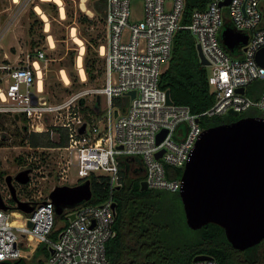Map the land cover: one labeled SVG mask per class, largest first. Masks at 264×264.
<instances>
[{
	"label": "built area",
	"instance_id": "1",
	"mask_svg": "<svg viewBox=\"0 0 264 264\" xmlns=\"http://www.w3.org/2000/svg\"><path fill=\"white\" fill-rule=\"evenodd\" d=\"M129 1L105 2V40L100 53L103 80L98 86L50 102L39 86L41 68L34 64L45 59L42 49L26 54L23 64L0 63V113L24 117L28 132L47 131L57 139L61 128L66 137L62 145H25L29 156L21 160L22 168L30 171L21 185H26L28 191L37 184L41 161L49 150L55 158L53 175L58 184L73 185L91 174L103 175L110 192L99 203L86 201L64 209L56 225L48 193L44 197L32 193L20 198L34 202L33 209L23 213L15 208L4 183L0 188L6 206L0 208V261L27 258L43 243L52 248L47 256L49 264H109L105 244L114 233L115 219L111 192L120 184L122 156L140 161L147 188L177 191L180 175L168 177L165 165L182 168L189 159L204 128L200 118L228 113V109L241 113L255 108L264 116V88L257 96L245 90L251 81L264 80V65L255 59L256 51L264 47V0H228L225 4H220L222 0H207L203 8L192 11L186 27L207 60V82L213 93L211 105L199 113L190 112L187 105L167 102L166 88L158 84L184 0H143V14L137 21L129 17ZM224 24L246 34L245 43L227 49L221 42ZM239 87L242 92L237 90ZM130 90H134L133 97ZM85 93H90L93 101L98 98L97 103L102 105L87 120L79 109V98ZM81 125L84 127L79 131ZM163 129V137L156 142L157 133ZM159 150L161 154L156 156ZM70 213H74L72 219ZM27 219L30 226L26 225ZM30 234L36 239L33 246L28 241ZM190 264L218 262L211 256L192 259Z\"/></svg>",
	"mask_w": 264,
	"mask_h": 264
},
{
	"label": "trees",
	"instance_id": "2",
	"mask_svg": "<svg viewBox=\"0 0 264 264\" xmlns=\"http://www.w3.org/2000/svg\"><path fill=\"white\" fill-rule=\"evenodd\" d=\"M105 2L106 0L91 1L92 10L101 21L104 19ZM206 2L207 0H184L179 26L172 36L170 56L158 82L160 87L169 90L170 99L174 103L187 105L192 113H199L213 102L206 66L200 63L193 35L186 27L192 11L203 8ZM48 5L49 10L55 13L56 4L50 1ZM80 20L91 19L81 13ZM87 41L83 65L87 76L91 78L101 57L96 50L98 41L94 38ZM256 81H259L260 90L264 88V80ZM257 94L256 91H248V95ZM98 105L96 100L88 105L84 104L82 97L79 98V109L84 112L86 120L91 114L98 113ZM242 115L259 114L249 109L236 116L213 115L202 117L200 121L207 127L229 122ZM7 116L6 113H0V143L7 138L4 131ZM9 117L12 122L20 121L13 129L19 143L52 146L66 142L64 130L61 128L58 129L57 139L51 137L47 131L29 132L26 135L25 118ZM17 159L21 160L19 156ZM134 167L143 170L137 158L121 157L120 184L111 192L115 202V219L112 225L114 233L105 244L109 264H190L193 256L199 253L212 256L218 264H264V239L245 249H236L227 241L223 228L215 223L208 222L199 228H190L185 222L178 192L160 188L141 189L139 181L143 178V172L140 171V175L132 177L130 171ZM165 169L168 177L179 176L182 170L181 167L169 165H165ZM87 178L92 192L87 202L99 203L109 196V185L105 176L91 174ZM59 216L61 214H56L55 219ZM40 245L43 255L47 257V247L39 244L37 248Z\"/></svg>",
	"mask_w": 264,
	"mask_h": 264
},
{
	"label": "water",
	"instance_id": "3",
	"mask_svg": "<svg viewBox=\"0 0 264 264\" xmlns=\"http://www.w3.org/2000/svg\"><path fill=\"white\" fill-rule=\"evenodd\" d=\"M227 2L228 0H222L220 4ZM246 38V34L223 25L221 42L227 49L231 50L234 46L245 43ZM195 48L200 63L206 64L207 60L199 45L195 44ZM255 59L264 65V47L256 51ZM237 90L242 92L243 88L239 87ZM128 93L130 97L134 96V90ZM32 97L34 98L33 95ZM166 101L171 102L168 89ZM116 113L117 110L114 109V114ZM228 113L239 114L233 109H228ZM14 116L18 118L16 113ZM83 127L81 125L79 131ZM164 133V129L157 133L156 142ZM160 154L161 150L155 153L156 156ZM29 171L28 167H24L13 175H4L15 208L23 213H29L34 202L20 199L11 180L13 177L21 184L25 183ZM139 185L141 189L147 188L143 179L139 181ZM177 192L185 222L190 228L196 229L208 222L215 223L223 228L227 241L236 249H245L264 239V116L242 115L229 122L204 127L194 143L189 159L182 167ZM91 194L90 181L84 178L73 185H54L48 192V197L58 215L64 209H71L88 201ZM111 206L115 207L114 201ZM0 208H6L1 194ZM68 216L72 219L74 213ZM26 225H31L29 219L26 220ZM47 250L52 252L50 246ZM207 257L211 256L199 253L193 259ZM14 262L1 260L0 264Z\"/></svg>",
	"mask_w": 264,
	"mask_h": 264
},
{
	"label": "rangeland",
	"instance_id": "4",
	"mask_svg": "<svg viewBox=\"0 0 264 264\" xmlns=\"http://www.w3.org/2000/svg\"><path fill=\"white\" fill-rule=\"evenodd\" d=\"M50 1L56 4L55 13L49 10L48 2ZM91 1L61 0L64 10L63 16H61L59 5L53 0H0V63H7L12 66L23 64L26 54L33 55L36 49H42L45 59L40 60L41 89L43 88L42 93L50 102L61 101L73 92L100 85L103 80V56L100 55L101 60L97 64L94 76L89 78L83 69L84 78H81L76 63L80 45L73 40L71 35L73 28L74 33L83 42L81 65L84 68L83 56L87 40L94 38L98 41L96 50L99 54V47L105 40L104 22L92 10ZM35 5L41 7L47 21L34 9ZM129 10L130 19L139 20L144 10L143 0H130ZM222 10L227 14L225 7ZM81 13L89 16L91 20L81 21ZM46 22L47 29H45ZM62 74L68 77L67 82L63 80ZM256 80L246 86L247 94L249 90L259 92L260 84ZM81 97L84 104L90 105L93 101L90 93H85ZM101 106L99 104L97 107L100 108ZM250 110H254L257 114H263L256 108ZM224 114L226 117L232 115L230 113ZM19 124L20 121L12 122L9 115L7 116L4 129L7 138L3 143H0V188L5 183L4 175L16 173L22 168L21 160L23 157L29 156L25 147L27 143H19L17 135L13 133V129ZM28 133L27 131L26 135ZM50 153L49 150L44 153V158L41 161V172L37 175L39 181L35 186L27 191L26 185L15 182L16 194L19 198L32 193L44 197L54 185L58 184L53 175L55 166L53 159L55 158ZM17 156L21 160H18ZM170 193L173 194V192ZM60 219V216L55 219L56 225L60 224ZM40 244L44 245L43 243ZM21 263L49 264L47 257L42 253L41 245L38 248L36 246L29 257L21 258Z\"/></svg>",
	"mask_w": 264,
	"mask_h": 264
},
{
	"label": "bare ground",
	"instance_id": "5",
	"mask_svg": "<svg viewBox=\"0 0 264 264\" xmlns=\"http://www.w3.org/2000/svg\"><path fill=\"white\" fill-rule=\"evenodd\" d=\"M13 1H16V0H13ZM55 1L56 3H58L59 5V9H60V14L61 16H63V9H62V3H61V0H53ZM34 9L40 14V16L46 20V15L45 13L43 12V10L41 9V7L39 5H35L34 6ZM47 21V20H46ZM45 29H47V22H46V27ZM71 35H72V38L75 42L78 43V45H80V51H79V55L77 56V60H76V63H77V66H78V70H79V73L81 75V78H84V70L82 68V65H81V54H82V49H83V42L82 40L74 33V29L72 28V32H71ZM99 51L100 53L103 52V46L100 45L99 47ZM35 64V67L36 68H40V64L38 62H34ZM38 76L41 77V70L39 71L38 70ZM62 78L64 81L67 82L68 80V77L65 75V74H62ZM39 86H40V89H41V82H39ZM28 241L30 243L31 246H33L36 242V239L33 237V235H28Z\"/></svg>",
	"mask_w": 264,
	"mask_h": 264
},
{
	"label": "flooded vegetation",
	"instance_id": "6",
	"mask_svg": "<svg viewBox=\"0 0 264 264\" xmlns=\"http://www.w3.org/2000/svg\"><path fill=\"white\" fill-rule=\"evenodd\" d=\"M140 169H136V167H134L133 169H132V171H130V175L132 176V177H136V176H138V175H140ZM141 172H143V170L141 171ZM12 184L14 185V187H15V182H17L15 179H13V177H12ZM18 259V258H17ZM17 259H13L12 261H10V262H14V261H16ZM13 264H22L21 263V259H19L18 261H16V262H14Z\"/></svg>",
	"mask_w": 264,
	"mask_h": 264
}]
</instances>
